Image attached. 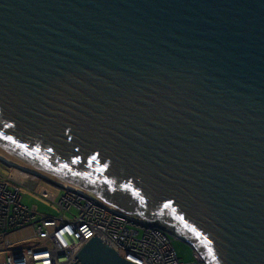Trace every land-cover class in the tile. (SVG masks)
Segmentation results:
<instances>
[{
  "label": "water",
  "instance_id": "1",
  "mask_svg": "<svg viewBox=\"0 0 264 264\" xmlns=\"http://www.w3.org/2000/svg\"><path fill=\"white\" fill-rule=\"evenodd\" d=\"M0 154L264 264V0H0ZM75 258L133 264L96 235Z\"/></svg>",
  "mask_w": 264,
  "mask_h": 264
},
{
  "label": "built area",
  "instance_id": "2",
  "mask_svg": "<svg viewBox=\"0 0 264 264\" xmlns=\"http://www.w3.org/2000/svg\"><path fill=\"white\" fill-rule=\"evenodd\" d=\"M13 174L0 179V264H79L75 258L96 235L133 264H205L197 252L182 262L174 241L158 226L118 214L94 198L67 191L59 201L61 217H48L23 204L22 186Z\"/></svg>",
  "mask_w": 264,
  "mask_h": 264
},
{
  "label": "rangeland",
  "instance_id": "3",
  "mask_svg": "<svg viewBox=\"0 0 264 264\" xmlns=\"http://www.w3.org/2000/svg\"><path fill=\"white\" fill-rule=\"evenodd\" d=\"M25 170L27 169L20 170L15 167H6L0 162V179H3V177L8 178L16 171H19V178H14L13 181L15 180L22 186L23 204L29 208H36L38 213L47 215L48 217H61V212L57 205L52 200L44 198L41 194L47 192L56 201H59L67 191L36 178L32 174L25 172ZM172 239L179 259L184 263H193V250L183 242L173 237Z\"/></svg>",
  "mask_w": 264,
  "mask_h": 264
},
{
  "label": "bare ground",
  "instance_id": "4",
  "mask_svg": "<svg viewBox=\"0 0 264 264\" xmlns=\"http://www.w3.org/2000/svg\"><path fill=\"white\" fill-rule=\"evenodd\" d=\"M0 159L3 160V161H5V162L8 163V164L14 165V166L19 167V168L21 167V166L15 164L14 162L10 161L9 159H7L6 157H4V156L1 155V154H0ZM21 168H22V167H21ZM19 173H20L19 171H16V172L13 174V178H19V177H18ZM24 175H25V174H24ZM33 176H34V175H33ZM35 177H36V176H35ZM68 189H70V188H68ZM70 190H73V189H70ZM73 191H76V190H73ZM76 192L81 193V194H84V193L79 192V191H76Z\"/></svg>",
  "mask_w": 264,
  "mask_h": 264
},
{
  "label": "trees",
  "instance_id": "5",
  "mask_svg": "<svg viewBox=\"0 0 264 264\" xmlns=\"http://www.w3.org/2000/svg\"><path fill=\"white\" fill-rule=\"evenodd\" d=\"M157 223H158V225H160V222L159 221Z\"/></svg>",
  "mask_w": 264,
  "mask_h": 264
},
{
  "label": "clouds",
  "instance_id": "6",
  "mask_svg": "<svg viewBox=\"0 0 264 264\" xmlns=\"http://www.w3.org/2000/svg\"><path fill=\"white\" fill-rule=\"evenodd\" d=\"M194 252V251H193Z\"/></svg>",
  "mask_w": 264,
  "mask_h": 264
}]
</instances>
